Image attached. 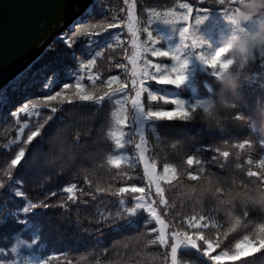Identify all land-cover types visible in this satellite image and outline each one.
Instances as JSON below:
<instances>
[{
    "label": "trees",
    "instance_id": "trees-1",
    "mask_svg": "<svg viewBox=\"0 0 264 264\" xmlns=\"http://www.w3.org/2000/svg\"><path fill=\"white\" fill-rule=\"evenodd\" d=\"M94 8L88 19L80 21L103 26L79 49L87 52L86 59L95 61L91 69L79 71L75 62L68 64L44 53L23 81L6 86L7 91L0 94V183L6 185L0 189V264H169L170 248L151 243L156 238L153 229L159 225L143 209L128 217L125 210L135 202L129 194L118 195L120 187L147 185L131 104L135 90L126 26L130 12L136 18L141 69L145 59L174 66L169 58L154 57L145 47L179 48L181 59L187 62L182 84L159 86L148 80L146 85L152 87L141 94L146 111L174 108L162 100H150L148 92H153L184 101L191 112L186 121L141 114L144 145L157 173H163L165 163L177 170L175 179L160 182L167 202L160 214L169 226L167 231H183L190 216H201L207 222L201 234L214 242L219 239L223 251L234 252L237 242L258 235V226L264 225V169L259 167L264 159V48L247 58L227 52L223 65L216 68L207 67L198 55L211 56L226 48L242 29L264 30V11L238 26L235 16L241 10L240 0L224 4L220 0H99ZM185 14L189 15L187 23ZM113 22L117 27L108 28ZM184 26L203 40L199 53L181 47L179 33ZM148 31L159 44L146 45ZM62 48L63 44L55 45L58 51ZM46 64L58 68L56 74L48 73L47 80L41 70ZM89 71L95 83L88 79ZM78 75L84 76L86 91L99 95L108 90L107 81L113 76L126 81L128 88L100 104L51 101L45 106L47 95L62 91L65 83H75ZM230 82L238 86L232 88ZM221 95L235 106H220ZM30 101L37 104L36 109L11 115ZM209 105L219 123L207 119L204 109ZM124 115L126 128L117 125ZM40 125V135L28 145L25 158L11 168L19 146ZM121 130L124 147L117 149L113 133ZM245 141L243 149L236 147ZM222 151L229 156H220ZM189 157L201 163L189 167ZM112 159H119L120 166H114ZM9 170L15 178L6 175ZM249 171L258 172L259 178H250ZM190 172L198 180H190ZM72 185H76L75 199L66 191ZM29 201H43L50 207L26 213L23 209ZM117 213L121 218L111 222ZM243 259L244 264H264V249ZM177 264H212V260L201 249L187 247L177 250Z\"/></svg>",
    "mask_w": 264,
    "mask_h": 264
},
{
    "label": "snow or ice",
    "instance_id": "snow-or-ice-1",
    "mask_svg": "<svg viewBox=\"0 0 264 264\" xmlns=\"http://www.w3.org/2000/svg\"><path fill=\"white\" fill-rule=\"evenodd\" d=\"M221 4L225 3V0H220ZM65 5L63 2L61 3V8ZM187 7V5H185ZM236 10V9H235ZM234 10V11H235ZM188 13L192 12L191 8L187 9ZM233 11V12H234ZM225 16H228L231 21V17L228 13H225ZM183 20L187 23L189 20V15L185 14L183 16ZM200 20H197L198 23ZM33 23V17L31 14L21 15L17 18V24L20 26L21 35L23 36L26 33ZM81 27H72L67 29L62 35H60L56 41H53L52 44L48 46L45 50V55H54L58 60H63L68 64H72L75 62L79 65V71H85L91 69L95 61L92 59H86L87 52L79 51L81 45L88 42L89 38L94 39L99 32L103 29L102 25L96 24H87L80 23ZM108 28L117 27L116 23H109L107 25ZM129 31H132V24L129 22L128 24ZM133 36L136 37V32H132ZM181 37V47L196 50V53H199L200 48L203 46V40L197 35L194 30H190L188 26H184L180 31ZM147 44L156 45L159 44V39H154L153 35L150 31L147 32ZM63 44V48L56 50L55 45ZM135 46V41H134ZM21 51L23 49H20ZM144 51H150L152 56L154 57H166L169 58L172 62H174V66L169 67L168 65H162L160 63H151V61L144 60V67L140 70L139 74L136 71L137 65V57L133 56L131 63L133 65L132 71V87L135 90V96L131 99L132 106L142 111L148 118L156 119V120H181L186 121L190 118L191 112L188 110L187 105L184 101L178 98H171L167 95H154L153 92H148V98L152 101L162 100L164 104H171L174 106L171 111H152L145 110L144 106L141 103V94L151 85H146V81L151 80L155 81L156 85L159 86H176L182 84L185 79L184 71L187 67V62L181 59L180 49H176L175 51L169 50H159L156 47H145ZM227 48L217 49L214 54L211 56H207L204 54H199L198 58L209 68H216L223 65V60L225 55L227 54ZM87 61V62H85ZM35 59L33 61L32 66L35 64ZM32 66H25V69L21 70L18 74L19 80L13 78V81L9 83L8 87H12L14 84L19 83V81H23L25 77L31 72ZM226 66V65H224ZM154 68L155 71H150V69ZM45 72V80L48 79V73L56 74L58 72V68L52 65H44L41 69ZM138 76V78H137ZM88 79L92 80L95 83L96 77L92 75V73L88 72ZM84 80L83 75H78L75 79V83H65L63 85L62 91L55 92L54 95H47L45 106H48V102L57 101L58 103H73L74 101L79 102H91L95 104L102 103L107 97L116 95L117 93H123L127 90L128 85L126 81H120L118 77L113 76L107 81L108 90L103 94L99 95L95 92L86 91L84 84L82 81ZM117 85L113 87V85ZM45 87H48L45 84ZM6 92L7 89L0 90ZM37 104L34 102H29L24 104L22 107L18 108L15 112H12V116H17L20 113L28 114L30 111L36 109ZM57 111L56 107H51V112L55 113ZM241 117H237L240 119ZM127 115L121 116L117 120V125L122 128L127 127ZM43 125H40L36 130L31 131L29 135H27L26 141H24L22 146H19V151L15 155V158L11 160V168H15L18 164H20L21 160L25 158L26 152L29 151L28 145L32 143L34 138L40 135V129ZM115 139V146L117 149L123 148V137L125 136L124 131H119L118 133H113ZM248 142L240 143L236 145L243 149ZM143 144L144 138L141 137V143L137 144L136 147L141 150V159H143ZM219 155L227 158L229 156V152L222 151L219 152ZM215 160V157H213ZM114 166L119 167L121 161L119 159H112L110 161ZM187 165L191 167L194 164L199 165L201 163L200 160L195 157H189L186 161ZM259 167L264 169V159L259 161ZM177 170L173 167H170L167 163H165L163 167V173L158 174L156 172V165L149 164L146 160L144 161V176L147 179V185L145 187H137L135 185L129 187H120L118 189V195L123 197L125 194H129L132 197V200L135 202L134 206L127 208L126 214L128 217L136 214L137 210L143 209L145 210L154 220L155 224L159 225V229H153L156 233V238L151 240L153 244L163 245L166 248H170L171 250V264H177V249L182 244H187L192 246L193 248L201 249L205 256H208L212 260V264H226V262H236L239 261L240 264H244V257L250 256L256 252L264 249V225L258 226L257 232L258 235L250 238L248 236L244 237L242 240L235 244V251L229 253L227 251H223L220 245V240L217 239L215 242L208 239L201 233L203 232L204 225L207 223L205 218L201 216H190L187 219V227L183 231L170 230L169 226L165 224V221L161 218V214L157 212V205L167 206V202L164 198V189L161 187V181H171L176 178ZM6 175L10 176L12 179L15 178L9 170ZM189 179L192 181L198 180V175H194L191 172L188 174ZM250 178H259V174L256 171H249L248 173ZM155 187V196L158 197L157 200L150 199L151 189ZM6 185L4 183H0V189H4ZM75 189L76 185H72L66 189L67 193L70 196V199H75ZM18 191V195L24 196L22 191ZM48 208L50 205L46 202H31L29 201L26 207L23 209L24 212H31L34 208ZM121 218V214L117 213L116 217L111 222H115ZM181 227H184L182 222ZM191 229V233L188 231ZM223 235V234H222ZM217 249H220L217 252Z\"/></svg>",
    "mask_w": 264,
    "mask_h": 264
},
{
    "label": "water",
    "instance_id": "water-1",
    "mask_svg": "<svg viewBox=\"0 0 264 264\" xmlns=\"http://www.w3.org/2000/svg\"><path fill=\"white\" fill-rule=\"evenodd\" d=\"M65 5L61 8V3ZM97 0H0V90L37 61L58 37L78 25ZM31 14L33 23L21 35L17 18ZM20 49H23L22 51ZM2 91H0L1 93Z\"/></svg>",
    "mask_w": 264,
    "mask_h": 264
},
{
    "label": "clouds",
    "instance_id": "clouds-1",
    "mask_svg": "<svg viewBox=\"0 0 264 264\" xmlns=\"http://www.w3.org/2000/svg\"><path fill=\"white\" fill-rule=\"evenodd\" d=\"M241 10L235 16V22L239 26L242 22H246L250 17L259 12L264 11V0H240ZM239 37H235L226 44L228 52L233 56L242 58L251 57L254 51L264 48V30L261 31H244ZM235 82H230V87L236 88ZM220 106L227 109L234 107V103L225 96L221 95L219 100ZM213 106L209 105L204 109L209 121L219 123L218 115L213 112Z\"/></svg>",
    "mask_w": 264,
    "mask_h": 264
},
{
    "label": "rangeland",
    "instance_id": "rangeland-1",
    "mask_svg": "<svg viewBox=\"0 0 264 264\" xmlns=\"http://www.w3.org/2000/svg\"><path fill=\"white\" fill-rule=\"evenodd\" d=\"M135 19L136 18L134 16L133 12H130L129 18H128L127 24H126L127 31H128V34H129V45H130V49H129V62H130V67H131V78H133L132 77L133 65L131 63V60H132V57L133 56H136L137 57V65H136V71H137V73L139 74V72L141 70V68L139 66V62H140V52H139V48H138L137 35H136V37H134L133 34H132L133 31L136 32V30H135ZM129 22H131V24H132V31H129V28H128ZM134 41H135V46H134ZM137 78H138V76H137ZM141 114H142V111H139V110H137V109L134 108L135 122H136V125H137V128H138L137 129L138 130V144L141 143V137H143V120H142ZM143 149H144L143 159H141V150L140 149H139V155H140V160H141V163H142V168L144 170V161L145 160L149 164H152V163L149 160V157L147 155V149H146V147H145L144 144H143ZM156 172H157V169H156ZM149 198L152 199V200H157L158 199V197L155 196V187L154 186L151 189V195H150ZM161 208H162V205H157V212L158 213H160V209ZM161 218H162V216H161ZM187 247H192V246L187 245V244H182L178 249H180V248H187ZM169 264H171V252H170Z\"/></svg>",
    "mask_w": 264,
    "mask_h": 264
},
{
    "label": "bare ground",
    "instance_id": "bare-ground-1",
    "mask_svg": "<svg viewBox=\"0 0 264 264\" xmlns=\"http://www.w3.org/2000/svg\"><path fill=\"white\" fill-rule=\"evenodd\" d=\"M97 1H98V0H97ZM96 4H97V2H96L95 4H93V5H91L90 8H88L87 12L85 13V16L81 17L80 21H82V19H85V20L88 19V18L90 17V15H92V13H94V11H95V10H94V9H95L94 7L96 6ZM72 27H77V25H72L70 28H72ZM70 28H69V29H70ZM57 35H58L57 37H59V36H60V33L57 34ZM56 40H57V39H56ZM56 40H55V41H56ZM18 77H19V76H18ZM18 77H17V78H18ZM17 78H16V79H17ZM8 85H9V84H8ZM8 85H7V86H8ZM0 94H1V93H0Z\"/></svg>",
    "mask_w": 264,
    "mask_h": 264
}]
</instances>
